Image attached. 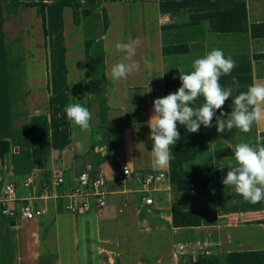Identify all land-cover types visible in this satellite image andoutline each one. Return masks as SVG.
Returning a JSON list of instances; mask_svg holds the SVG:
<instances>
[{"label": "crops", "instance_id": "1", "mask_svg": "<svg viewBox=\"0 0 264 264\" xmlns=\"http://www.w3.org/2000/svg\"><path fill=\"white\" fill-rule=\"evenodd\" d=\"M80 1L76 25L72 8L57 0H0V142L8 143L0 155V210L8 184L15 188L10 206L27 200L45 210L34 220L0 212V264H189L200 256L178 254L176 245L197 241L220 264L228 253L264 251V200L250 203L222 183L235 163V146L255 147L264 137V119L247 133L222 134L215 117L197 133L177 122L176 144L200 143L202 150L175 173L170 163L154 165L148 126L153 101L181 86L178 68L191 71L192 62L213 49L235 61L231 74L219 79L222 88H233L223 119L235 96L264 83V0ZM242 2L244 13L193 21ZM137 38L140 71L112 80V66L125 55L115 45ZM75 103L91 111V131L68 120L64 109ZM203 103L200 96L191 106ZM123 166L132 172L125 186L116 180ZM86 170L105 174L106 204L98 207L92 198L87 212L72 214L66 206ZM151 172L164 177L149 193L154 204L145 206L143 178ZM30 176L34 183L27 187ZM199 181L207 184L179 188Z\"/></svg>", "mask_w": 264, "mask_h": 264}, {"label": "clouds", "instance_id": "2", "mask_svg": "<svg viewBox=\"0 0 264 264\" xmlns=\"http://www.w3.org/2000/svg\"><path fill=\"white\" fill-rule=\"evenodd\" d=\"M177 22L185 21L178 17ZM141 44L142 41L137 38L115 45L116 50L125 55L124 62L112 66V80L127 79L129 75L140 71L141 64L135 56ZM141 59L145 65L150 64L147 58ZM234 67L235 61L230 56L226 58L222 50L213 49L203 58L195 59L191 71L185 72L183 68H178L181 86L176 92L153 101L154 114L148 126L149 139L153 142L151 154L154 165L164 167L173 159L172 146L181 138L177 122L186 125L188 133H197L201 125L211 127L215 117L216 131L222 134L233 128L247 133L254 122L264 119V83H253L246 92L235 96L232 111L227 114L229 118H222L226 115L222 108L232 97L233 88H222L219 79L221 75H230ZM232 83L238 85L239 82L233 77ZM200 96L204 97L203 105L193 108L191 105ZM217 110H220L219 116H216ZM64 111L74 127L91 131L92 113L87 107L80 103L68 104ZM96 139L99 141L103 137L97 133ZM261 140L264 137L258 138L255 147L246 142L235 146V163L229 164L222 181L225 187H233L244 200L253 204L264 200V144H261Z\"/></svg>", "mask_w": 264, "mask_h": 264}, {"label": "built area", "instance_id": "3", "mask_svg": "<svg viewBox=\"0 0 264 264\" xmlns=\"http://www.w3.org/2000/svg\"><path fill=\"white\" fill-rule=\"evenodd\" d=\"M125 166L121 169V172L117 175V183L121 186H125L131 178L132 172L127 168V173L125 172ZM164 177V173L161 172H151L148 173L143 178V193L142 203L145 206L153 205L154 199L149 195L151 188L160 182ZM34 183V178L32 176L27 178L25 185L31 186ZM56 185H62L64 183V177L60 174L55 176ZM106 186V176L103 172L92 173L89 170L83 171L78 176V181L76 187L73 189L70 195V202L67 204L66 209L72 214H84L91 207V199H95V203L98 207H103L106 204L105 190ZM4 192L7 197L1 201V214L5 217L11 219H21V220H34L45 213V210L37 207L31 201L23 200L18 206L12 207L10 203L15 199L13 198L15 194V188L13 184L6 185ZM188 248H191L188 250ZM176 250L178 254H187L191 252L192 254L200 257L210 256L211 252L207 249V246L203 243L196 242L187 244L176 245Z\"/></svg>", "mask_w": 264, "mask_h": 264}, {"label": "trees", "instance_id": "4", "mask_svg": "<svg viewBox=\"0 0 264 264\" xmlns=\"http://www.w3.org/2000/svg\"><path fill=\"white\" fill-rule=\"evenodd\" d=\"M61 5L71 7L73 10V20L76 25L80 22V9L82 8V3L80 0H57ZM43 8L45 4H42ZM246 12L245 3H238L235 8L224 10V11H216V12H208L195 15L193 17L194 22H199L202 19L206 18H214L228 15H235ZM88 11H83V14H87ZM104 25L105 29H107V17L104 15ZM260 34L264 36V23L260 25ZM91 41H88L86 44L87 51L89 50ZM8 150V143L5 141L0 142V155L4 156V154ZM201 144L200 143H184V144H175L172 146V156L173 159L170 161V171L180 172L184 169V163L195 159L197 155L201 152ZM207 182L199 181V182H191L185 183L179 186L182 190H190L194 188H201L205 186ZM189 264H220V261L215 258H207V257H199L196 260L191 261ZM224 264H264V251L258 252H232L228 253L224 257Z\"/></svg>", "mask_w": 264, "mask_h": 264}]
</instances>
